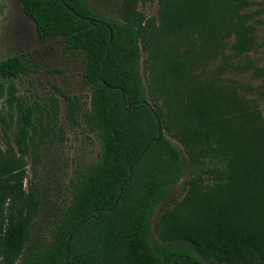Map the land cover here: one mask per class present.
Wrapping results in <instances>:
<instances>
[{"label":"trees","instance_id":"trees-1","mask_svg":"<svg viewBox=\"0 0 264 264\" xmlns=\"http://www.w3.org/2000/svg\"><path fill=\"white\" fill-rule=\"evenodd\" d=\"M17 1L38 35L61 36L66 52L83 55L90 107L52 85L47 113L35 115L39 103L15 84L30 65L21 54L0 60V123L7 137L14 128L16 146L0 147V264H264V119L248 85L222 77L252 67L257 39L244 9L253 0H158L156 17L139 10L147 0H121L120 18L87 0ZM56 95L70 121L81 114L97 134L100 157L75 171L50 239L23 254L39 212L33 184L24 187V156L38 154V132L45 123L47 135L59 112ZM184 152L199 170L158 213L153 235L157 207L185 174Z\"/></svg>","mask_w":264,"mask_h":264},{"label":"rangeland","instance_id":"rangeland-1","mask_svg":"<svg viewBox=\"0 0 264 264\" xmlns=\"http://www.w3.org/2000/svg\"><path fill=\"white\" fill-rule=\"evenodd\" d=\"M104 18H120L121 0H87ZM159 4L158 0L140 1L139 10L147 17H156ZM252 14V23L255 27L257 44L249 52L252 67L244 72L226 70L224 79H232L235 83L248 85L247 96L257 99L264 119V74L259 77L252 75L254 66H264V0H253L245 9ZM141 76L146 87V96L149 102L152 98L147 90L149 71L147 68V53L141 49ZM21 54L22 58L30 65L27 72L21 73L15 79L17 94L35 105V115L47 113L50 96L54 94L52 85L61 87L71 95L78 96L82 101V108L88 110L91 87L84 82L83 73L85 62L82 54H73L64 50V40L61 36H40L36 31L34 22L23 12L17 0H0V60ZM220 59L211 61L207 68L215 72ZM59 112L51 122L48 134L43 133L47 125L44 123L42 142L38 154L24 156L26 162V178L24 187L33 184V189L39 201V212L30 229V235L24 248V253H34L41 245L46 243L60 217L62 210L71 199L70 180L74 178L75 171L100 157V143L97 134L88 129L81 114L75 122L66 116L65 100L60 95ZM5 95L0 97V107L4 110ZM160 102V101H159ZM13 130L5 135L0 123V147L4 148L8 139L16 150L13 142ZM175 143L180 142L166 133ZM186 171L181 179L172 186L169 197L157 207L151 219V229L156 235V222L158 213L180 200L187 189L188 180L194 172H198L199 165L193 164L184 152ZM204 166V165H200ZM209 182L210 177L201 173Z\"/></svg>","mask_w":264,"mask_h":264},{"label":"water","instance_id":"water-1","mask_svg":"<svg viewBox=\"0 0 264 264\" xmlns=\"http://www.w3.org/2000/svg\"><path fill=\"white\" fill-rule=\"evenodd\" d=\"M62 1V0H61ZM63 2V1H62ZM81 18H83V19H88L89 21H91V19H89V18H86V17H84V16H80ZM93 24L95 23V22H93V21H91ZM111 38H112V33H111V30H110V40L109 41H111ZM145 103L147 104V105H150V103L148 102V101H145ZM160 132H161V126H160V124L158 125V137H159V135H160ZM158 137H156V138H154V140H156V139H158ZM151 142V141H150ZM150 142H148L147 143V145H146V147L144 148V150L141 152V154L142 153H144L146 150H147V148L149 147V145H150ZM139 157H140V155H138L137 157H136V159L134 160V162H133V164H135L136 162H137V160L139 159ZM130 170H132V165L130 166ZM130 177H131V175L129 176V178L128 179H130ZM67 251H69V245L67 244Z\"/></svg>","mask_w":264,"mask_h":264}]
</instances>
